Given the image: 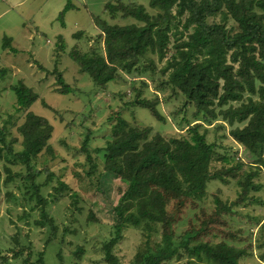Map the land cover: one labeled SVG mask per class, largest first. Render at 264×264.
<instances>
[{"label": "trees", "instance_id": "trees-1", "mask_svg": "<svg viewBox=\"0 0 264 264\" xmlns=\"http://www.w3.org/2000/svg\"><path fill=\"white\" fill-rule=\"evenodd\" d=\"M144 1L146 6L137 0H109L103 8L104 13L108 12L113 17L121 13V19L131 18L140 25L109 24L99 17L94 18L98 29L94 46L82 53L74 46L68 56L77 64L79 73L87 75L100 91L106 89L110 82L124 81L123 76L135 80L141 73L155 72V60L165 61L159 69L165 82H161L159 87L171 86L182 95L194 108V120L192 123L183 120L187 128L185 137L165 138L159 132L152 135L149 126H131L127 120L117 116L104 146L94 149L89 148L93 132L86 129L81 149L90 164L88 175L95 173L96 156L100 155L105 176L115 177L124 185L121 201L136 204V216L116 218L113 236L102 246L104 261L106 264H119L113 249L122 238L125 224L138 228L143 221L161 224V240L154 246L147 243L131 264H163L174 257L180 258L181 251L194 258L185 264H196L203 255L208 264H240L241 259L248 255L244 248L225 242L214 246L193 245L195 237L206 233L207 225L214 222L213 218L203 220L198 229H191L176 239L173 226L177 218L175 214L169 215L167 208L174 203L177 214H180L188 200L201 202L205 199L210 183L226 184L236 179L244 167L242 162H237L224 169L223 166L233 162L232 158L219 154L216 144L208 142L206 126H211L218 118L229 126L228 136L233 142L255 157L254 166L264 171V0ZM146 7L156 11L155 15L148 14ZM71 9L73 6L68 1L59 17L62 19L64 13ZM216 18L219 22L213 20ZM228 21L236 25L237 32L230 33L226 28ZM78 35L80 33L75 34L76 37ZM57 39L62 50L63 39ZM171 44L174 52L168 57L167 50ZM6 48H10L9 42L3 44V49ZM5 73L6 70H0L1 79ZM53 73L58 93L64 96L72 94V88L56 68ZM10 89L15 94L18 111L29 109L39 99L22 81ZM139 94L137 92L130 104L148 110L154 119L164 123L165 119L158 110L159 99L156 97L150 102L140 99ZM245 94L250 96L246 98ZM255 95L259 100L253 99ZM3 129L0 127V160L6 164L4 183L12 182L17 175L11 174L8 164L20 162L26 167L28 184L25 187L31 189V195L27 194L28 200L34 199L35 207L40 210V218L33 223L35 227L49 229L45 242L48 245L58 232L48 206L58 202L57 195L66 186L61 183L60 188L53 190L56 196L48 200L40 194L44 183H36L42 172L31 168L30 163L31 157L36 158L45 150L53 127L44 117L27 112L18 129L23 148L18 153L5 144ZM212 162L222 164L223 169L212 173ZM256 174L248 173L238 181L241 192L233 202L224 205L216 200L214 214L217 218L220 214L233 213L242 204L264 206L263 200L255 196L264 190L263 185L251 183ZM251 192L253 195H249ZM230 238H234L232 234ZM11 254L12 259L22 258L19 251L11 250ZM82 254L83 249L79 248L75 256L80 258ZM9 262L7 256L0 253V264ZM22 264H46L44 254L40 253L34 263L26 258Z\"/></svg>", "mask_w": 264, "mask_h": 264}, {"label": "rangeland", "instance_id": "rangeland-1", "mask_svg": "<svg viewBox=\"0 0 264 264\" xmlns=\"http://www.w3.org/2000/svg\"><path fill=\"white\" fill-rule=\"evenodd\" d=\"M0 1L7 4L8 0ZM16 1L23 4L16 7L0 4V70H6L5 76L0 78V127L4 128L5 144L18 153L23 151L18 129L27 112L44 117L53 127V132L45 150L36 158L31 157L30 166L41 170L42 175L36 183H44L40 194L48 200L56 196L53 190L60 188L61 183L66 188L57 195L58 202L48 206L58 232L55 239L45 245L49 229L34 226L33 222L40 218V210L35 207L34 199L28 200L27 194L31 195V189L25 187L28 184L26 167L20 162L8 164L11 174L17 175L12 182L5 184L6 164L0 160V253L10 260L7 264H22L26 258L34 263L40 253L44 254L46 264H106L102 246L113 236L117 217L136 216V204L121 201L124 185L115 177L105 176L100 155L96 156L95 173L88 175L90 164L81 149L86 129L93 132L90 149L104 146L117 116L127 120L131 126L151 127L152 135L159 132L165 138L185 137L187 128L183 120L193 122L194 108L171 86L159 87L161 82H165V77L159 72L165 61L155 60V72L141 73L135 80L123 76L126 83L121 80L110 82L102 91L93 86L87 75L79 73L77 64L68 54L77 44L81 53L94 46L98 31L95 30L94 18L99 17L109 24L137 23L131 18L121 19V13L114 17L104 13L103 8L109 0ZM68 1L73 9L64 13L61 19L59 15ZM137 2L147 4L144 0ZM147 12L151 16L156 13L148 8ZM213 20L219 22L218 18ZM226 28L232 34L237 32L232 21L226 23ZM76 33L83 36L75 37ZM58 36L63 39L62 50L61 42L55 41ZM8 42L10 48L3 49L2 44ZM167 51L168 57L173 54L172 44ZM54 68L72 88V94L64 96L58 93ZM20 81L39 99L29 109L18 111L15 94L10 88ZM131 85L135 91L131 90ZM137 92H140V99L150 102L156 97L159 99L158 110L165 119L164 123L154 119L148 110L130 104ZM248 96L245 94L246 98ZM252 97L259 100L257 95ZM206 129L208 142L216 144L219 154L233 160L226 166L212 162V173L237 162H242L244 167L236 179L226 184L210 183L205 199L201 202L188 200L180 214H177L174 203L167 208L168 214H175L177 218L173 226L175 237L178 239L185 232L198 229L203 220L213 218L214 222L207 225L206 233L195 237L193 245L214 246L225 242L246 249L248 255L241 259L240 264H264V206L242 204L231 214H220L218 218L214 214L217 199L224 205L237 199L241 192L238 181H242L246 174L257 173L251 183L264 187V171L254 166L255 157L228 136L229 126L221 118ZM255 196L264 202V190ZM125 225L122 238L113 249L119 264H131L147 243L154 246L161 240V224L141 221L138 228ZM79 248L83 249V254L77 258L75 254ZM11 250L21 252L22 258L12 259ZM181 252L180 258L174 257L163 264H185L192 258L189 253ZM208 262L203 255L196 264Z\"/></svg>", "mask_w": 264, "mask_h": 264}, {"label": "crops", "instance_id": "crops-1", "mask_svg": "<svg viewBox=\"0 0 264 264\" xmlns=\"http://www.w3.org/2000/svg\"><path fill=\"white\" fill-rule=\"evenodd\" d=\"M6 3L8 4H5L4 2H1L0 1V4L1 5H7V6H11V7H16V6H20V5H22L23 4V2H21V1H16V0H8V1H6ZM95 30H96V27H95ZM94 30V31H95ZM98 32H96V34H97ZM76 34H78V33H76ZM74 36H75V34H74ZM80 36H83L81 33H80V35H78L77 37H80ZM58 37H61V36H58ZM57 37V38H58ZM76 37V36H75ZM87 37H89V36H87ZM56 38V40L55 41H57L58 39ZM90 38V37H89ZM2 41H3V39H2ZM3 45V44H2ZM76 46H78V44L76 45Z\"/></svg>", "mask_w": 264, "mask_h": 264}]
</instances>
